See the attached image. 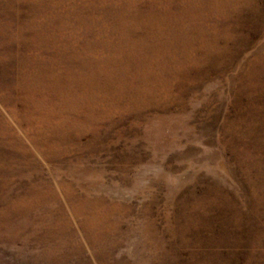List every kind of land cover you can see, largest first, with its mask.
Listing matches in <instances>:
<instances>
[{"label":"rangeland","instance_id":"obj_1","mask_svg":"<svg viewBox=\"0 0 264 264\" xmlns=\"http://www.w3.org/2000/svg\"><path fill=\"white\" fill-rule=\"evenodd\" d=\"M0 222V264H264V0H0Z\"/></svg>","mask_w":264,"mask_h":264},{"label":"bare ground","instance_id":"obj_2","mask_svg":"<svg viewBox=\"0 0 264 264\" xmlns=\"http://www.w3.org/2000/svg\"><path fill=\"white\" fill-rule=\"evenodd\" d=\"M2 223H3V224H2ZM4 224H5V222H0V227H1V226H2V228L4 227V232H3L4 234H2V235H6V233H5V231H6L5 229H6V228H5ZM12 228H13V227H12ZM8 231H9V230H8ZM2 235H1V233H0V242H1V243H5V242H6V237H4V236H2ZM7 245H8V243H7ZM13 246H14V245H13ZM11 247H12V246H11Z\"/></svg>","mask_w":264,"mask_h":264}]
</instances>
